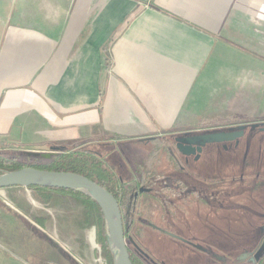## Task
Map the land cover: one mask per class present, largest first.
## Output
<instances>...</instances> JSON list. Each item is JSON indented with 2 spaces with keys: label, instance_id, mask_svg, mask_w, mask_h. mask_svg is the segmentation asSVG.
<instances>
[{
  "label": "crops",
  "instance_id": "0c3cea01",
  "mask_svg": "<svg viewBox=\"0 0 264 264\" xmlns=\"http://www.w3.org/2000/svg\"><path fill=\"white\" fill-rule=\"evenodd\" d=\"M263 64L264 0H0V155L203 125Z\"/></svg>",
  "mask_w": 264,
  "mask_h": 264
},
{
  "label": "rangeland",
  "instance_id": "374dc122",
  "mask_svg": "<svg viewBox=\"0 0 264 264\" xmlns=\"http://www.w3.org/2000/svg\"><path fill=\"white\" fill-rule=\"evenodd\" d=\"M230 84L232 85L225 87L222 92L220 91L221 93L213 97L212 102L218 101L219 108L208 112L210 119L203 125L194 122V126L186 128L185 131L227 130L229 127L264 122V77L235 79L230 81ZM198 114L199 116L194 117L206 116V112L203 114L198 112L196 115ZM176 128L183 129L181 127ZM168 136L169 134L162 135V138H158L157 142H148V138H140V141H117L113 145L110 142L93 143L92 145L87 144V146L102 156L116 176L124 179L125 173H127L124 172L125 168L130 166L137 168L139 165H143L140 163L143 161L140 156L150 152L151 148L155 147L154 149L157 150L164 141L171 138ZM49 151L50 147L43 146L42 152ZM214 152V155L208 154L207 157L210 167H221L225 173L232 171L233 167L236 169V175L240 173L244 178L251 175L255 180L254 183L264 182V131L259 128L247 127L237 148L231 152L220 151L219 149ZM5 153L4 156H0L15 160L24 166L32 164L49 165V160L59 154L50 153L48 154L49 157L46 158L35 157L21 150H11ZM209 156H214V158ZM233 162L236 164L235 166ZM154 165L155 160L146 163L147 167ZM43 194L50 195V200L43 202L39 193L29 187L0 188V264H79L78 261L64 259L62 255L60 257V250L71 251L79 257L77 254L78 244L77 241H74L75 239L73 240V237L87 242L85 248L87 255H91L92 252H96L97 256L101 255L100 244L96 240V225L91 223L90 226L80 227V224L84 223L82 213L85 209L79 206L80 201L77 202V200L82 199L77 195L59 191H46ZM263 201L264 193L242 195L238 199V203L250 210L249 216L252 219L249 221L252 223L256 221L255 211L263 208ZM218 213H224L225 224L220 225L214 220L217 225L228 227L231 230L244 228V224L240 222L242 212L221 210L212 215L209 214V220H212L211 217ZM192 227H194L193 223ZM218 242L222 246H230L233 245L234 240H224V243ZM148 248L151 249L153 257L167 263L192 264L195 260L194 256L187 255L183 249L179 251L177 246L172 247L169 240L162 238H154ZM94 249L96 251H93ZM79 259L81 258L79 257ZM234 259L243 260L244 256L227 252L214 254L210 255L209 264H220L222 261L230 264ZM80 261L82 264H86L83 259ZM87 264H93V262ZM98 264H105L103 258Z\"/></svg>",
  "mask_w": 264,
  "mask_h": 264
},
{
  "label": "flooded vegetation",
  "instance_id": "af4514ba",
  "mask_svg": "<svg viewBox=\"0 0 264 264\" xmlns=\"http://www.w3.org/2000/svg\"><path fill=\"white\" fill-rule=\"evenodd\" d=\"M250 124H245L243 134ZM206 130L169 134L171 138L157 150L151 148L140 156L143 165L131 174L125 168L124 179L120 177L123 237L133 264H173L153 257L148 247L154 238L169 240L172 247L175 245L179 251L183 249L187 255L194 256L192 264H209L210 255L224 252L245 255L243 260L234 259L230 264H258L264 259V205L255 211L256 221L252 223L250 210L238 203L242 195L264 193V182L254 183L251 175L247 178L240 173L236 175L233 167L225 173L221 167H210L207 162L208 154L214 155L218 149L231 152L237 148L243 135L205 143L200 134ZM158 138L162 137L147 141L157 142ZM150 160H155V165L147 167ZM221 210L242 212L240 222L244 228L231 230L214 223L215 220L220 225L225 224L224 213L213 215L209 220V214ZM224 240H234L233 245L222 246L218 242L224 243ZM59 252L60 257L73 260L64 251Z\"/></svg>",
  "mask_w": 264,
  "mask_h": 264
},
{
  "label": "water",
  "instance_id": "95a60500",
  "mask_svg": "<svg viewBox=\"0 0 264 264\" xmlns=\"http://www.w3.org/2000/svg\"><path fill=\"white\" fill-rule=\"evenodd\" d=\"M259 125H262L260 129L264 131V122H254L249 126L250 128H256ZM245 127L246 125L244 124L236 127H229L227 131H217L216 129L211 131L206 130L200 134V138L205 143L231 140L242 136ZM187 133L191 132H185L184 134ZM59 149L60 147L58 146H51L49 152L28 151V153L36 157L42 156L47 158L50 153H59ZM30 186L70 189L95 201L101 208L104 216L107 242L112 255L113 264H133L130 261L123 237L120 208L117 200L110 192L91 179L74 172L43 170L26 166L0 173V188Z\"/></svg>",
  "mask_w": 264,
  "mask_h": 264
},
{
  "label": "trees",
  "instance_id": "16d2710c",
  "mask_svg": "<svg viewBox=\"0 0 264 264\" xmlns=\"http://www.w3.org/2000/svg\"><path fill=\"white\" fill-rule=\"evenodd\" d=\"M86 146L87 144H81L73 147L61 146L59 149V154L53 159L49 160V165L40 166L38 164H32L28 166L43 170L74 172L83 175L110 192L115 197L119 205V195H121V189L118 186V176H116L114 172L111 171L102 156L98 155L95 150H92L90 147ZM22 167L26 166L19 164L15 160H10L0 156V173L4 171L16 170ZM29 188L36 190L43 202H47L51 198L50 195L43 194V192L46 191L66 192L79 196L82 199L79 202V206L85 209L84 213H82V219L84 223L80 224V227L84 228L90 226L91 223L96 225V240L100 244L99 246L101 256L105 260L106 264H113L112 255L107 242L104 216L101 208L95 201L79 192L65 188L37 186H30ZM263 263L264 259L258 264Z\"/></svg>",
  "mask_w": 264,
  "mask_h": 264
}]
</instances>
